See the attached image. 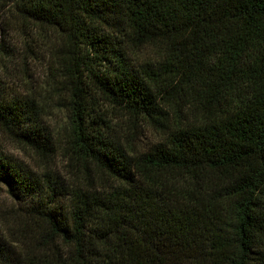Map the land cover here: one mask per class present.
<instances>
[{"label": "trees", "instance_id": "obj_1", "mask_svg": "<svg viewBox=\"0 0 264 264\" xmlns=\"http://www.w3.org/2000/svg\"><path fill=\"white\" fill-rule=\"evenodd\" d=\"M0 15L54 35L70 168L0 149L15 202L0 264H264V0H0ZM120 119L162 141L137 149ZM0 132L57 155L42 106L1 87Z\"/></svg>", "mask_w": 264, "mask_h": 264}, {"label": "rangeland", "instance_id": "obj_2", "mask_svg": "<svg viewBox=\"0 0 264 264\" xmlns=\"http://www.w3.org/2000/svg\"><path fill=\"white\" fill-rule=\"evenodd\" d=\"M9 15H0V38L7 40L14 49L12 57L0 55V87L6 93L30 96L43 108L57 146V155L44 157L0 132V149L16 161L28 165L41 175L42 170L53 171L55 175L67 179L70 168L64 149L67 137V114L63 98L52 92L53 65L48 57V46L54 35L43 32L34 35L28 24H10ZM117 129L125 139L131 140L137 149L148 150L162 141V134L152 127L135 126L130 120L120 119ZM42 169V170H41ZM17 206V205H16ZM15 207V202L0 183V230L3 226V212Z\"/></svg>", "mask_w": 264, "mask_h": 264}]
</instances>
